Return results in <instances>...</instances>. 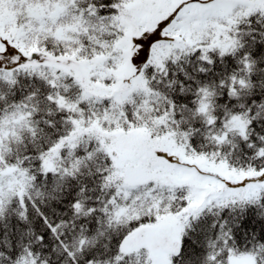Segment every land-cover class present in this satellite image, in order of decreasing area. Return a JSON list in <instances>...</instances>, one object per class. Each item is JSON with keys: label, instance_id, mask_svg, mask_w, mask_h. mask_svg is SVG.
<instances>
[{"label": "snow or ice", "instance_id": "1", "mask_svg": "<svg viewBox=\"0 0 264 264\" xmlns=\"http://www.w3.org/2000/svg\"><path fill=\"white\" fill-rule=\"evenodd\" d=\"M0 264H264V0H0Z\"/></svg>", "mask_w": 264, "mask_h": 264}]
</instances>
